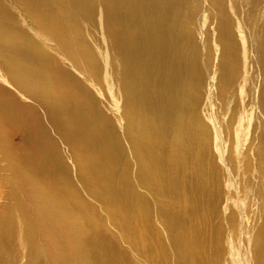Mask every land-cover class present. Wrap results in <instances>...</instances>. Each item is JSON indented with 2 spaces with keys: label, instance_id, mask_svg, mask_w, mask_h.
Returning <instances> with one entry per match:
<instances>
[{
  "label": "bare ground",
  "instance_id": "bare-ground-1",
  "mask_svg": "<svg viewBox=\"0 0 264 264\" xmlns=\"http://www.w3.org/2000/svg\"><path fill=\"white\" fill-rule=\"evenodd\" d=\"M0 264H264V0H0Z\"/></svg>",
  "mask_w": 264,
  "mask_h": 264
}]
</instances>
